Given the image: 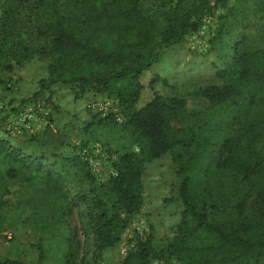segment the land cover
<instances>
[{
    "label": "trees",
    "instance_id": "trees-1",
    "mask_svg": "<svg viewBox=\"0 0 264 264\" xmlns=\"http://www.w3.org/2000/svg\"><path fill=\"white\" fill-rule=\"evenodd\" d=\"M43 2L34 36L18 41L15 48L5 43L7 50L0 49V69L13 68L6 63L9 56L16 63L48 57L47 86L77 84L83 91L115 96L139 146L138 152L123 153L114 162L116 174L106 184L111 211L98 201L101 210L92 215L96 255L121 238L130 217L143 205L145 163L173 151L182 169L180 196L185 205L177 231L160 250L151 237L141 238L123 264H151L168 257L178 264H264V67L243 68L228 83L194 91L214 109L207 119L189 111L180 96L156 94L137 106L145 88L143 75L160 59L163 48L197 31L210 0ZM254 54L242 53L238 62L247 65ZM16 180L68 199L41 159H27L8 139L0 138V191L8 192ZM195 182L203 185L200 191L193 190ZM62 223L57 246L53 233L37 246L39 264H46L54 249L61 264L85 259L77 231L66 220ZM0 264L28 263L0 258Z\"/></svg>",
    "mask_w": 264,
    "mask_h": 264
},
{
    "label": "rangeland",
    "instance_id": "rangeland-1",
    "mask_svg": "<svg viewBox=\"0 0 264 264\" xmlns=\"http://www.w3.org/2000/svg\"><path fill=\"white\" fill-rule=\"evenodd\" d=\"M263 2L210 0L201 24L206 15H212L213 25L199 34L200 24L180 43L161 50L160 59L143 75L145 88L137 106H143L156 94L180 96L186 99L189 111H198L200 118L207 119L214 109L210 110V102L194 95V91L210 84L228 83L243 68L264 67ZM44 7L43 0H0V49L7 50L5 43L14 46L18 41L30 40L40 26L37 16ZM242 53L254 54L249 64L238 62ZM8 62L13 64L12 69H0V131L27 159H41L45 169L61 182L68 199L19 180L11 183L8 192L0 191V258L39 264L37 246L52 233L57 246L63 235V220L84 242L86 255L79 264H123L120 243H137L146 237L152 238L153 246L161 244L155 246L156 250L163 248L174 237L185 207L180 196L182 169L174 152L145 163L143 205L130 217L121 238L96 255L92 215L101 210L98 201L105 202L111 211L112 196L106 186L110 161L101 157L104 177H100L83 160L81 151L99 144L114 160L123 153L139 151L125 119L119 120L123 114L118 99L83 91L77 84L47 86L48 57L38 55L16 63L9 56ZM154 76L157 80L150 85ZM86 94L90 95L84 98ZM93 102H97L96 107ZM103 105L107 107L102 108ZM28 113L32 116L28 117ZM202 186L192 183L195 191ZM256 197L255 191L252 199ZM59 254L54 249L46 264H61ZM166 259L169 264L175 261L173 257Z\"/></svg>",
    "mask_w": 264,
    "mask_h": 264
},
{
    "label": "built area",
    "instance_id": "built-area-1",
    "mask_svg": "<svg viewBox=\"0 0 264 264\" xmlns=\"http://www.w3.org/2000/svg\"><path fill=\"white\" fill-rule=\"evenodd\" d=\"M213 25V17L212 15H206L203 18L201 27L199 29V34H204L210 26ZM93 107L97 106V102L92 103ZM107 105H103L102 108H106ZM28 117H31L32 114L28 113L26 114ZM125 119L124 116H119V120ZM81 155L83 160L91 167L92 171L94 174L104 177L103 176V170H102V162H101V157H105V159H108L110 161V170H109V178L112 175L116 174V170L114 167V156H110L107 154L106 151H102V148L99 144H93L91 146H88L87 148H83L81 151ZM103 179V178H101ZM104 180V179H103ZM141 226V224H140ZM138 225V227L140 228ZM136 248V243H128V242H121L119 245V254L122 257H126L130 251ZM151 264H169L168 260L166 258H155L152 260ZM173 264H178L177 261L175 260Z\"/></svg>",
    "mask_w": 264,
    "mask_h": 264
},
{
    "label": "crops",
    "instance_id": "crops-1",
    "mask_svg": "<svg viewBox=\"0 0 264 264\" xmlns=\"http://www.w3.org/2000/svg\"><path fill=\"white\" fill-rule=\"evenodd\" d=\"M94 93V92H93ZM89 95L90 94H86L85 96H84V98H86V97H89ZM91 95H92V92H91ZM85 100V99H84ZM88 106H89V104H88ZM0 138H5L4 136H3V134H2V132L0 131ZM5 139H7V138H5ZM156 242H157V240H156ZM156 242H154V243H156ZM155 246H158V247H160L161 246V244L160 243H158V244H155ZM154 246V247H155ZM155 249H157L156 247H155ZM161 249V248H160ZM107 254H110V251H108V253Z\"/></svg>",
    "mask_w": 264,
    "mask_h": 264
}]
</instances>
